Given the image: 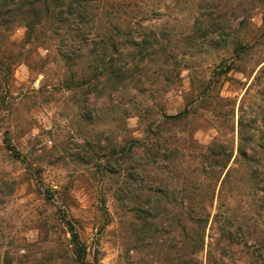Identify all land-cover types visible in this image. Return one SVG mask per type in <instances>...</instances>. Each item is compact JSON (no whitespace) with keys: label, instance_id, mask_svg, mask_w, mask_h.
<instances>
[{"label":"rangeland","instance_id":"374dc122","mask_svg":"<svg viewBox=\"0 0 264 264\" xmlns=\"http://www.w3.org/2000/svg\"><path fill=\"white\" fill-rule=\"evenodd\" d=\"M11 8L0 264H264V0Z\"/></svg>","mask_w":264,"mask_h":264},{"label":"trees","instance_id":"16d2710c","mask_svg":"<svg viewBox=\"0 0 264 264\" xmlns=\"http://www.w3.org/2000/svg\"><path fill=\"white\" fill-rule=\"evenodd\" d=\"M4 2H5V7H4V9H2L0 11V12H2V13H0V26H3V24L7 23L6 21L5 22L1 21V18H2L3 13L9 14V12L12 10L11 6H16V5H20V4H22V5L23 4L36 5V3H38V0H19L18 1L19 4L18 3L16 4L15 0H4ZM46 12H48V9H46ZM58 14H59L58 16L64 15V14H60V13H58ZM66 14L73 16V13L71 12V10ZM45 15L49 16L50 14L45 13ZM25 27L28 29V31H31V29H32L30 26H27V25H25ZM230 70L231 69L229 67H226L225 70L220 71L219 74H227V73H229ZM181 116H182V114H177L175 116H168L165 118L168 120H176V119H179ZM4 145H5V149L7 151L14 154L15 156H18V153L11 146L8 139H4ZM240 155L246 156L244 151H241V149H240ZM65 226L67 228V233L69 234V237H70L69 242H70V245L72 247V253H73L74 257L77 259V262L79 264H85V258H86L85 248L82 246V244L80 242L78 233L75 231L74 226L70 222H66Z\"/></svg>","mask_w":264,"mask_h":264}]
</instances>
